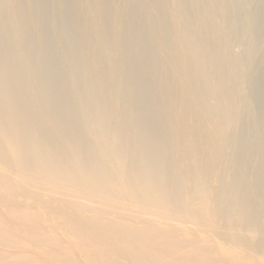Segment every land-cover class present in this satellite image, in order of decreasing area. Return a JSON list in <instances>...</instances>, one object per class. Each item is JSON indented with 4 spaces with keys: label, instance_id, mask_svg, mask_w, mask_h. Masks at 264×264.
<instances>
[{
    "label": "bare ground",
    "instance_id": "6f19581e",
    "mask_svg": "<svg viewBox=\"0 0 264 264\" xmlns=\"http://www.w3.org/2000/svg\"><path fill=\"white\" fill-rule=\"evenodd\" d=\"M54 1L61 12L66 0ZM194 1L71 0V23L53 20L46 35L39 0H0V264H264L251 204L236 197L247 190L235 169L245 150L230 147L229 194L210 182L234 137L224 129L242 125V111L250 147L264 155V0H235L239 23L229 0ZM235 22L247 76L234 69L245 57L226 51ZM142 28L158 40L143 62L165 113L151 110L145 69L126 55L130 38L144 54ZM244 99L247 112L237 107ZM252 179L264 185V173ZM224 200L238 225L225 224ZM234 231L254 254L220 241Z\"/></svg>",
    "mask_w": 264,
    "mask_h": 264
},
{
    "label": "rangeland",
    "instance_id": "374dc122",
    "mask_svg": "<svg viewBox=\"0 0 264 264\" xmlns=\"http://www.w3.org/2000/svg\"><path fill=\"white\" fill-rule=\"evenodd\" d=\"M235 0H229L226 1V3L228 4V12L229 15L234 17L235 19H238L237 22L239 23L242 22L243 18H244V13L243 11H241V8L239 6V1L237 0L235 1V6H234V2ZM39 2L42 4L43 6V10H44V14H42V18L41 15H37V13L33 12L36 14L34 19H40V24L43 27L46 35H50L51 34V22L53 20H59L61 21L60 23L63 25L69 24L72 21V15H71V10H70V5H71V0H66V3L64 5V8L61 10V12H57L54 6V0H39ZM194 0H189L188 3H194ZM238 4H237V3ZM231 3V5H230ZM230 7V8H229ZM248 8V6H246ZM117 8L120 10V8H123L122 6L120 7L117 6ZM243 13V17H242V13ZM231 13V14H230ZM238 17V18H236ZM240 19V20H239ZM138 23L139 26L143 25V23H145L141 17L139 16V21ZM241 25V24H239ZM138 26V25H137ZM237 27V23L235 22V24H233L232 28L235 32V29ZM135 31L139 32L137 33V35L135 36V38L137 40H142L144 45H145V52L144 54H141L140 52H138V50H136V48L134 47V41H132V39L130 38L129 40H126L124 42V47L127 48L126 50V55L128 58H130L132 60L133 66L136 68H144L145 70L141 73V79L143 80V82L147 85V89H145V91L142 93V95L144 96L145 99H148L149 101H151L153 103V105L151 104V110L152 111H157V112H167L168 109L166 107H168L164 101L161 99L162 97L159 94V89L155 86H153V82L155 83L154 79L152 80L151 77L149 76L150 72V64L148 61L143 62V60L148 57V53L150 52H154V50L156 49V47L158 46V40H154L151 39L152 34L148 33V30L145 28L142 29H135ZM242 31V32H241ZM238 33H242L243 36H240V34H237V32H235L234 37L232 35L231 39L232 41H229V43L226 45V51L228 52V54L230 55V57L233 58H241V59H246L245 60H241V62L237 63L234 67L235 71L237 74L239 75H246L248 74V71L250 69L251 63L249 62V58L250 57V50H249V46L248 42L246 41V38H242V37H246L245 36V32L243 33V30L238 29ZM241 34V35H242ZM242 38V40L246 42L244 44L243 41H241L240 38ZM230 39V40H231ZM231 42V43H230ZM243 42V43H242ZM49 46V45H48ZM46 45L43 49L44 52L49 51V48ZM248 48H247V47ZM229 49V50H228ZM247 57H246V56ZM239 58V59H240ZM244 62V63H243ZM248 63V64H247ZM60 71V70H59ZM58 71V72H59ZM151 75V74H150ZM247 76V75H246ZM245 79H243L242 85L244 87V93H249L250 89H249V77H246ZM150 85V88H148V86ZM211 86H215L218 85V82H211L210 83ZM102 92H99L100 95L104 94L106 92V90H101ZM261 91V90H260ZM257 94V107H258V111H263L261 113V118L259 119L258 122V127H259V132L257 133V137L261 138L264 135V132L262 129H264V94L262 92L256 93ZM159 100L162 102V104H164L166 107L162 108L159 106ZM263 100V101H262ZM262 101V102H261ZM239 103V104H238ZM237 107L241 110H244L245 112H247L248 107L250 108V105L252 104L250 100H239L237 102ZM169 108V107H168ZM263 108V109H262ZM242 111L241 113V119H239V122L241 120L240 123H242V125H246L248 122V115L246 113H244ZM246 114V115H245ZM263 114V115H262ZM238 117V118H239ZM247 119V120H246ZM159 120H157L158 122ZM246 121L244 124L243 122ZM263 122V123H262ZM242 125H235L237 126V128L235 129L233 126L228 127L226 129H224V133L225 134H229L231 137L232 136H236L238 135L240 138L238 140H235L234 137L230 138L227 143L224 144L223 149L221 154L218 156V158L216 159L217 163H216V175L215 177H213V179L210 180L211 183H215L218 184L217 186V196H225L226 194H229V190H227V188H224L226 186V184H228L231 181V177H230V173L229 171L232 170V168L234 167L233 165H231L229 158H230V154H231V148H233L235 145H237L238 147H240L242 150H245L242 153L243 158H241L240 161H238L235 164V169L236 172H243L240 177L237 180L238 183L242 184L245 186V188L247 189L246 191L242 190L238 192V198H243V196L245 197L246 201L245 203L247 204H251L248 210V215L249 217L255 221L256 226L255 228V235L260 237L261 239H264V185H260V186H255L253 187V180L252 179V175H258L261 176L263 175L264 171L260 170V166L264 164V155L261 154L262 151V147L259 145L257 146V148L255 150H252V148L250 147V139L247 138L246 133L244 132V129L242 127ZM261 125V126H260ZM233 127V128H232ZM239 127V128H238ZM241 127V128H240ZM236 135H233L234 133ZM232 134V135H231ZM237 136V137H238ZM219 139V138H217ZM217 139H212L209 143L210 144H217V142H219ZM234 139V140H233ZM231 142L230 146L229 143ZM233 144V145H232ZM232 145V146H231ZM229 146V147H228ZM231 147V148H230ZM229 149V150H228ZM229 151V153H228ZM228 153V154H227ZM220 157H222L220 159ZM229 157V158H228ZM225 158V159H224ZM228 158V159H226ZM228 160V161H227ZM253 160V161H252ZM250 161H252V163H249ZM230 163V164H229ZM256 163V166L259 165V167H257L256 169H254V164ZM264 166V165H263ZM182 167V166H181ZM198 169L200 171H209L210 170V166L206 163V164H201ZM256 173V174H255ZM248 187H253L251 190L248 189ZM227 200H224L222 203V207L224 209V214H223V220L225 222V224L228 227H232V225H238L239 224V219L236 216H233L230 209L224 208L223 204L226 202ZM229 203H231V200L229 201ZM48 204L44 203L43 204V209H40L41 212H43V215L47 212H49L50 207L47 206ZM225 205V204H224ZM227 205V203H226ZM225 205V206H226ZM228 206V205H227ZM51 225H56L55 222H51L48 221L46 222ZM192 226H190V223L187 224V227L185 229L189 230ZM60 233L61 230H58L54 233ZM235 235L227 237V238H222V240H220L223 243H226V241H228L229 245H237V251L242 252V253H248V254H254L252 250L247 249V247L244 245V241H242V237L240 236V234H237L234 231ZM213 237L215 236L214 233H211L210 231H207L203 234V237ZM218 237V235H217ZM12 250V249H10Z\"/></svg>",
    "mask_w": 264,
    "mask_h": 264
}]
</instances>
